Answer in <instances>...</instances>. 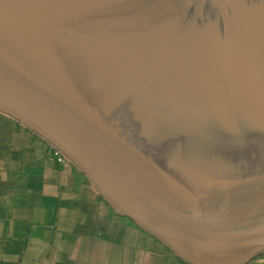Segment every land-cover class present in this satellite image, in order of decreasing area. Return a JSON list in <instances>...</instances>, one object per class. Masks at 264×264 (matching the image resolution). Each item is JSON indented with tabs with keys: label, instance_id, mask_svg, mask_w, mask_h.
Here are the masks:
<instances>
[{
	"label": "water",
	"instance_id": "obj_1",
	"mask_svg": "<svg viewBox=\"0 0 264 264\" xmlns=\"http://www.w3.org/2000/svg\"><path fill=\"white\" fill-rule=\"evenodd\" d=\"M0 112L184 261L264 253V0H0Z\"/></svg>",
	"mask_w": 264,
	"mask_h": 264
},
{
	"label": "crops",
	"instance_id": "obj_2",
	"mask_svg": "<svg viewBox=\"0 0 264 264\" xmlns=\"http://www.w3.org/2000/svg\"><path fill=\"white\" fill-rule=\"evenodd\" d=\"M0 264H190L117 213L70 161L0 114ZM248 264H264V253Z\"/></svg>",
	"mask_w": 264,
	"mask_h": 264
},
{
	"label": "built area",
	"instance_id": "obj_3",
	"mask_svg": "<svg viewBox=\"0 0 264 264\" xmlns=\"http://www.w3.org/2000/svg\"><path fill=\"white\" fill-rule=\"evenodd\" d=\"M52 151L59 162L64 163L68 161V159L58 149L52 147Z\"/></svg>",
	"mask_w": 264,
	"mask_h": 264
},
{
	"label": "rangeland",
	"instance_id": "obj_4",
	"mask_svg": "<svg viewBox=\"0 0 264 264\" xmlns=\"http://www.w3.org/2000/svg\"><path fill=\"white\" fill-rule=\"evenodd\" d=\"M0 114H3V113L0 112ZM68 161H69V160H68ZM77 169H78V168H77ZM78 170H79V169H78ZM83 174H84V173H83ZM84 175H85V174H84ZM85 176H86V175H85ZM86 177H87V176H86ZM87 179H88V178H87ZM261 254H263V253H261ZM259 255H260V254H259Z\"/></svg>",
	"mask_w": 264,
	"mask_h": 264
}]
</instances>
